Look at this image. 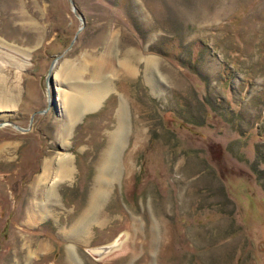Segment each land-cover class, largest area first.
I'll list each match as a JSON object with an SVG mask.
<instances>
[{
  "label": "rangeland",
  "instance_id": "374dc122",
  "mask_svg": "<svg viewBox=\"0 0 264 264\" xmlns=\"http://www.w3.org/2000/svg\"><path fill=\"white\" fill-rule=\"evenodd\" d=\"M73 1L0 0V264H264V0Z\"/></svg>",
  "mask_w": 264,
  "mask_h": 264
},
{
  "label": "bare ground",
  "instance_id": "6f19581e",
  "mask_svg": "<svg viewBox=\"0 0 264 264\" xmlns=\"http://www.w3.org/2000/svg\"><path fill=\"white\" fill-rule=\"evenodd\" d=\"M56 90L59 91V93H57L58 96L63 97V100H64L63 104L66 105V101H67L68 106H70L69 108L71 110L68 113H71L72 118H75L79 111L82 112V109L86 110V109H89V108L96 106L100 100L99 95H100L101 91L93 93V95H91L92 96L91 98H88V97L86 98L85 96L84 97L82 96V99H80L81 98V97H79L80 94L79 95L63 94L62 88L59 87V85L57 86ZM48 96H49V100H50V94ZM61 106H62V104L59 103V105L57 107H59V109H58L59 112L62 113ZM63 107H66V106H63ZM40 171H41V173L34 179V183L40 182L43 179H48L50 176L52 177L53 180L56 177L57 178H62V177L64 178L68 175L70 176V174L72 172L71 160L68 159L67 157H64V158L60 157L59 161L56 163V165H54V163H52L51 160L46 158L43 162L42 170H40ZM106 177H107V174H104L103 179ZM98 196H99V192L96 194V196L92 200V205H91L92 209H94L93 206L95 205V201H97ZM83 220H81L78 223L76 222L77 223L76 227L74 226L75 229H77L80 226L85 224V220L84 221Z\"/></svg>",
  "mask_w": 264,
  "mask_h": 264
},
{
  "label": "water",
  "instance_id": "95a60500",
  "mask_svg": "<svg viewBox=\"0 0 264 264\" xmlns=\"http://www.w3.org/2000/svg\"><path fill=\"white\" fill-rule=\"evenodd\" d=\"M70 2H71V6H72V9H73V11H75L76 10V8L74 7V1L73 0H70ZM78 36H77V34H75V39L77 38ZM75 41V40H74ZM74 41L70 44V47L72 46V44L74 43ZM69 47V48H70ZM63 55V54H62ZM60 57H61V55L60 56H58V57H56L55 59H53L52 61V64H51V68H49V70H48V78H47V82L48 81H50L51 80V78H52V76H53V73H52V68H55V66H56V64H57V60L58 59H60ZM33 118V117H32ZM31 118V119H32ZM14 125V124H13ZM1 126H4V124H1ZM14 127L16 128V129H18V130H23V131H25L26 129L25 128H23V127H19V126H17V125H14ZM27 131V130H26Z\"/></svg>",
  "mask_w": 264,
  "mask_h": 264
}]
</instances>
